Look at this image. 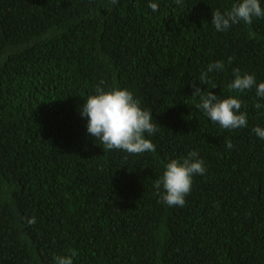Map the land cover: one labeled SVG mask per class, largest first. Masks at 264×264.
I'll return each instance as SVG.
<instances>
[{
	"label": "trees",
	"instance_id": "1",
	"mask_svg": "<svg viewBox=\"0 0 264 264\" xmlns=\"http://www.w3.org/2000/svg\"><path fill=\"white\" fill-rule=\"evenodd\" d=\"M236 2L0 0V264H264V98L228 88L234 69L264 82V18L211 23ZM101 81L151 111L154 152L104 150L87 132ZM193 84L241 100L247 126L211 122ZM191 151L206 171L169 207L154 185Z\"/></svg>",
	"mask_w": 264,
	"mask_h": 264
},
{
	"label": "clouds",
	"instance_id": "2",
	"mask_svg": "<svg viewBox=\"0 0 264 264\" xmlns=\"http://www.w3.org/2000/svg\"><path fill=\"white\" fill-rule=\"evenodd\" d=\"M180 0H177L179 3ZM114 5L117 0H111ZM149 7L158 11L156 3H150ZM254 18H264V9L260 0H237L227 11L216 10L212 12V25L218 32L225 31L238 23L251 25ZM224 63L216 61L209 64L206 71L202 72L199 82L207 83L208 73L223 69ZM234 79L228 85L230 90L244 92L256 88L257 97L264 98V82L257 84L254 75L240 73L234 69ZM101 81L96 86V94L90 95L82 105L81 115L87 118V132L99 139L104 150H121L129 154H143L154 152L155 145L145 134L151 136L157 131L153 123L151 111L140 107L139 101L134 99L132 92L127 89H112L105 91ZM193 97H199L196 105L211 122L218 124L224 129H239L247 126L246 114L241 112L242 103L238 98L229 96L221 99L211 91H203L193 84ZM255 108L262 105L256 103ZM253 132L257 137L264 140V128L256 126ZM227 147L231 149L233 144L228 141ZM198 153L191 151L182 162L172 159L165 166L162 176L156 181L154 187L160 195V202L169 207H183L185 197L191 192L194 175H203L206 171L204 162L197 158ZM161 188L163 191H161ZM28 225L35 224V217L27 218ZM55 264H73L71 255L54 257Z\"/></svg>",
	"mask_w": 264,
	"mask_h": 264
}]
</instances>
